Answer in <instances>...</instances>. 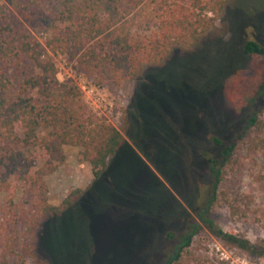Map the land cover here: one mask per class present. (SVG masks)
Returning a JSON list of instances; mask_svg holds the SVG:
<instances>
[{"label": "rangeland", "instance_id": "374dc122", "mask_svg": "<svg viewBox=\"0 0 264 264\" xmlns=\"http://www.w3.org/2000/svg\"><path fill=\"white\" fill-rule=\"evenodd\" d=\"M161 3L144 0L131 7L138 16L136 38L156 30ZM2 4L7 5L0 0ZM21 4L26 13L8 6L0 28L9 27L10 35L20 32L45 45L53 37L46 26L47 3L21 0ZM249 40L264 47V0H228L214 27L196 45L173 50L161 67H147L119 86L85 68L80 54L72 56L73 47L50 45L46 53L55 64L57 80L76 86L88 110L122 133L119 168L94 183L90 166L79 161L80 148L65 147L64 163L45 177L48 202L62 207L75 189L85 195L63 213L41 218L32 236L21 212L31 218L36 199L23 192L21 182L10 178L13 191L0 188V260L4 254L8 264L154 262L156 251L164 246V234L175 227L180 204L189 222H195L209 193L203 188L199 151L189 148L191 138L197 137L203 150L208 133L225 137L230 125L237 132L244 126L245 114L235 112L226 83L236 71L249 79L264 69L263 58L243 53ZM39 72L27 56L0 62V74L11 82L12 94L20 92L24 79ZM27 95L36 98L35 92ZM240 153L242 166L229 174L225 184L231 198H240L236 203L240 213L215 208L209 216L224 232L264 242V144L256 152L243 149ZM43 162L36 157L32 167ZM216 244L249 264H264V255L227 248L205 227L195 237L192 250L203 259L222 262L212 251Z\"/></svg>", "mask_w": 264, "mask_h": 264}, {"label": "trees", "instance_id": "16d2710c", "mask_svg": "<svg viewBox=\"0 0 264 264\" xmlns=\"http://www.w3.org/2000/svg\"><path fill=\"white\" fill-rule=\"evenodd\" d=\"M3 1L7 5H0V20L6 18L8 6L26 13L21 0ZM44 1L50 14L46 26L53 31L45 45L20 32L10 35L9 27L0 28V62L20 61L27 56L40 71L22 81L18 94H12L11 82L0 74V188L13 191L8 180L14 178L23 184V192L36 199L31 218L21 212L28 220L31 236L41 218L63 213L62 209L67 210L85 195V191L75 189L63 200L62 207L48 202L45 177L64 163V148H80L79 161L90 166L95 183L118 171V152L125 141L116 127L98 120L88 110L76 86L57 80V69L46 49L54 43L73 47L72 56L80 54L85 68L119 86L147 67H161L173 50L185 51L196 45L214 27L228 0H162L156 12V30L139 39L134 35L138 16L132 14L131 7L144 0ZM243 53L264 59V47L255 41H246ZM226 85L235 112L245 114L244 126L237 132L230 125L225 137L208 133L203 150L199 139L191 138L189 148L199 151L203 188L209 193L195 222H189L187 210L179 203L175 227L167 229L164 246L156 251L151 264H223L193 252L192 245L202 227L227 248L264 255L263 241L250 242L224 232L209 216L215 208L240 213L236 205L240 198H231L225 184L229 174L242 166L240 152H256L264 144V69L256 70L249 79L236 71ZM29 92H35L36 98L28 96ZM36 157L44 162L34 169ZM171 241L172 248L168 249ZM0 264H8L4 254Z\"/></svg>", "mask_w": 264, "mask_h": 264}, {"label": "built area", "instance_id": "2783aa9c", "mask_svg": "<svg viewBox=\"0 0 264 264\" xmlns=\"http://www.w3.org/2000/svg\"><path fill=\"white\" fill-rule=\"evenodd\" d=\"M212 251L215 252L217 258L224 262V264H249L246 259L234 256L220 245L216 244L214 248H212Z\"/></svg>", "mask_w": 264, "mask_h": 264}]
</instances>
